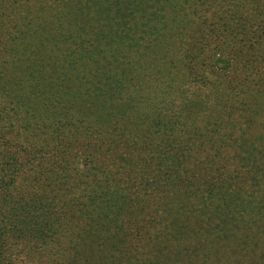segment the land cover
Wrapping results in <instances>:
<instances>
[{
  "label": "trees",
  "instance_id": "16d2710c",
  "mask_svg": "<svg viewBox=\"0 0 264 264\" xmlns=\"http://www.w3.org/2000/svg\"><path fill=\"white\" fill-rule=\"evenodd\" d=\"M118 2L0 0V264H17L28 251L44 256L63 245L61 238L86 247L90 223L104 219L130 224L151 237L150 251H159L158 241L184 234L174 227L175 209L226 210L237 222L248 213L263 233L244 239L261 249L243 255H250L247 264L264 262V77H255L264 66V0H168L181 18L200 19L190 39L201 32L205 46L217 45L216 75L227 76L213 91L203 84L197 98L179 99L176 116L143 105L132 127L126 114L135 107L134 88L121 68L134 77L136 62L130 71L132 58L122 53L130 31L112 28L122 16L113 14ZM173 19L163 20L166 30L153 50L167 58L164 44L184 29ZM230 33L246 39L228 50L223 38ZM147 46L138 47L140 60L150 59ZM176 52V65L203 59L198 50ZM233 57L243 66L232 67ZM156 104L171 109L173 98ZM83 221L88 227L79 228ZM81 251H66L62 262L42 260L74 264Z\"/></svg>",
  "mask_w": 264,
  "mask_h": 264
},
{
  "label": "rangeland",
  "instance_id": "374dc122",
  "mask_svg": "<svg viewBox=\"0 0 264 264\" xmlns=\"http://www.w3.org/2000/svg\"><path fill=\"white\" fill-rule=\"evenodd\" d=\"M170 5L168 0H119L115 4L114 16H116L115 13L122 16L118 20V25L114 22L111 23L112 28L116 30L118 27L124 32L130 31V38L122 39V53H128V56L132 58L130 60V71H132V66L136 62V75L134 77L131 73L126 75L127 66L121 68L123 80L129 79L131 86L134 88L133 103L135 107L132 112L129 111L126 114L127 120L133 122L131 127L139 125L145 110L155 114H173L172 116H176L181 108L180 101L183 97L188 95V100L197 98L196 95H199L198 87L203 84L208 87V91H213L216 83L227 76L220 74L221 78L220 75H216L217 71L221 70L219 60L222 57L218 53L219 47L217 45L214 47V43L211 41H208V45L205 46V43L201 40V32L193 33L194 41L190 39L191 28L200 19L194 15L181 18L179 12L172 10ZM117 7H119V10H116ZM25 10L24 7L21 13ZM20 15L19 13H10L13 18H19ZM104 17H106V14H104ZM165 17H168V20L173 17L174 21L182 20L181 27H184V29L182 28L170 36V41L164 44L169 50V58L165 57L164 51L162 53L153 51L155 48L158 49L154 46L159 41L157 34L166 30V22L163 21ZM105 22L108 21L105 20ZM250 22L255 24L257 20L252 19ZM151 26L156 27L157 30L149 32ZM256 34L258 35V33ZM243 39H246V37H240L235 33L227 34L223 38L225 42H229V45L226 46L228 50L232 44H238ZM139 44L141 45L138 46ZM145 45L150 48V59L146 61L140 60L138 55V47H144ZM181 50L190 54L189 56L193 55L195 50H198L203 59L197 61L189 58L183 60V62H178L176 65L177 62L174 63L172 55L175 51L181 53ZM230 62L234 65L232 67L240 68L243 66L242 63H239V58L233 57ZM159 63H165L167 68L165 69L164 66L159 67ZM225 63L227 64V62ZM260 67L262 72L255 76L256 78L264 77V66ZM233 71L231 70L232 73ZM142 72L146 76L145 78L141 77ZM232 76L236 78V73H233ZM186 88H189V90L184 93ZM143 97L149 98L148 103H142ZM171 98H173L171 109L166 110V108L156 104L158 99L169 101ZM174 98H176L175 103ZM122 103L125 106L126 101L124 100ZM143 105H145V110L142 109ZM174 111H177L176 114H174ZM175 211L179 213V216L174 227L183 230L184 234L181 235V238L173 234V238H169L166 243H161V240L158 241L159 251H150L154 247L151 237L134 233L133 230L127 228L130 224H123L121 221H117V224L115 222L108 223L107 219H104L101 220V224L91 222V232L94 234L83 236L82 240L86 242V247L87 242L92 243V248L88 252L81 251L86 247L78 239L61 238L63 245L52 247L44 256L37 254L33 256L28 251L27 256H19L17 264H54V260L62 262L68 250L69 252L81 251L74 255V264H235L236 262L247 264L250 262V255H243L244 252L249 250L259 252L261 249L258 243L255 245L253 242L247 243L244 241V239H251V236L256 233H263L262 224H255L253 220H249L248 213H241V217H246V219L237 222L235 219L230 218L235 215L229 214L226 210L219 212L215 209L210 211L192 209L181 211L175 209ZM219 217L220 219L223 217L226 219L221 221ZM195 224L201 226L203 233L194 230L193 226ZM117 225H119V233L115 234ZM77 226L79 228L88 227L87 221H83ZM232 235H237L240 240L233 241L230 238L233 237ZM183 238H187V240ZM227 239H231L230 243L226 242ZM134 247H136L135 250ZM235 248L239 250L236 251ZM146 250L149 251L141 254ZM49 258L52 259V263L50 261L45 262ZM42 259H45V261ZM258 264H264V262Z\"/></svg>",
  "mask_w": 264,
  "mask_h": 264
}]
</instances>
